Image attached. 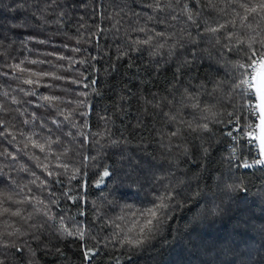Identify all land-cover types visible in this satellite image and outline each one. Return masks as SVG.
Listing matches in <instances>:
<instances>
[{"label": "snow or ice", "instance_id": "snow-or-ice-1", "mask_svg": "<svg viewBox=\"0 0 264 264\" xmlns=\"http://www.w3.org/2000/svg\"><path fill=\"white\" fill-rule=\"evenodd\" d=\"M95 2L93 0L94 5ZM226 2L246 13L242 18L245 22L264 13V0ZM135 3L136 0H132V4ZM0 4H3L0 12L15 13L7 25L0 23V47L4 46V41L15 44L19 30L33 29L19 44L30 56L36 57L0 65V76H12L17 82L14 94L3 93L11 103H0V215L16 218L21 224L11 232H0V264H12L17 257L24 264H37V250L43 246V251H50L49 246L54 241L59 244L68 239L80 249L81 264H93L101 252L111 264L117 249L130 261L158 238L167 243L164 233L182 211L191 213L184 231L210 217H223L226 213L221 205L209 208L199 203L206 199L200 180L212 162L217 135L222 137L220 144L226 140L230 145L227 158L230 170L233 167L235 171L243 168L246 172L264 169V80L257 83L253 79L257 67L264 68V39L249 37L246 46L232 31L234 21L221 24L215 20L213 13L217 6L212 0H144L138 5L141 12L133 11L129 17L128 32L111 44L104 40L103 29L93 31L83 24L82 18H77L81 23L75 35L66 36L67 42L61 45L66 51L54 48L44 53L38 49L47 48L51 37L40 40L35 30H45L49 23L64 24L81 5H85L83 10L87 12L86 0H64V3L60 0H10L9 3L0 0ZM174 4L180 8L179 14H174ZM33 8L35 11L31 10ZM205 9L211 10L206 12ZM141 19L145 21L144 26L134 24ZM60 31L58 27L57 34ZM233 41L237 46H233ZM241 52L244 63L233 65L227 59ZM221 62L232 70L231 83L216 81L207 75L203 83H192L200 80L199 69L205 63L211 68ZM169 67H173L172 78L165 87L158 88L155 81ZM122 68L125 71L121 72ZM102 73L108 75L102 77ZM116 73L132 83L123 84L119 93L113 91V96L120 97L119 108L114 103L102 109V115H97L92 97L103 96L105 90L98 87L101 79ZM213 83L216 88L211 98H217L220 89L230 90L233 99L237 95L240 98V105L227 113V120L205 117L203 122L197 120L193 126L180 119L181 110L189 107L200 110V104L185 101L195 100L193 93L200 89L208 96L206 85ZM133 102L137 105L133 133H141V146L143 133H147L149 146L157 143L162 147L167 153L169 170L160 176L148 172L151 187L155 189L148 205H121L109 190L108 195L113 199L102 196V206L89 199L90 189L102 190L100 186L106 183L105 178L108 180L116 168L106 163L104 146L89 129L104 121L107 131V124L114 123L108 113L118 117L124 106L130 109ZM164 140L168 143L164 144ZM108 143L111 147L123 148L120 141ZM77 155L78 162L72 158ZM121 155L123 166L131 157L123 150ZM190 157H198L199 162ZM181 163H193L201 173L196 174L192 169L184 172L180 169ZM140 167L141 163L136 162L129 168L135 171ZM189 173L192 175L187 180L182 178ZM128 176L140 186L139 175L133 177L129 172ZM21 179L27 182L21 183ZM237 179L239 183L226 186L230 199L232 194L247 192L243 179ZM12 208L16 211H11ZM21 208L32 211L25 215ZM116 208L120 209V214L110 216L109 211ZM125 220L131 227H122ZM109 244L111 249H108ZM204 251L208 253L207 247ZM56 254L63 253L56 248Z\"/></svg>", "mask_w": 264, "mask_h": 264}, {"label": "trees", "instance_id": "trees-1", "mask_svg": "<svg viewBox=\"0 0 264 264\" xmlns=\"http://www.w3.org/2000/svg\"><path fill=\"white\" fill-rule=\"evenodd\" d=\"M9 2L10 0H4V3ZM60 2L64 3V0H60ZM143 2L144 0H136V3L132 4V0H96L94 5L93 0H86L87 12L83 10L85 5H81L76 7L64 24L49 23L47 29L35 30L39 33L37 38L40 40L51 37V44L47 48L40 46L38 51L41 53L50 52L54 48L66 51L61 45L67 42L65 40L66 36L72 37L75 35V29L81 23V20L77 18H82L83 24L92 28L93 31L103 29L104 40L111 44L114 39L119 40L128 32L130 27L128 19L133 11L141 12V7L138 5ZM212 2L217 6L216 11L213 13L215 20L221 24L226 21H234L235 27L232 31L237 39L245 41L246 46L249 37L264 39V13H260L254 20L245 22L242 21V18L246 13L241 8L231 7L226 0H212ZM252 2L254 3L255 0H252ZM0 7H3V4H0ZM173 7L175 8L174 14H179L180 8L175 4ZM31 10L35 11L34 8ZM210 10L205 9L206 12ZM14 15L13 12H0V23L7 25ZM134 24L144 26L145 21L141 19L134 22ZM65 25L67 26L65 27ZM212 26H215V24ZM58 27L61 29L59 34H57ZM149 27H151V23H149ZM32 32L33 29L19 30L15 34L17 41L15 44L10 45L9 41H4V46L0 47V65L15 63L25 57L29 59L36 58L30 56L19 44L20 40L26 39ZM233 46H237L235 41H233ZM28 47L31 48L33 45H28ZM243 54L241 52L239 55L226 58L233 65L236 63L242 64L244 63ZM137 63L139 64L140 61H137ZM173 67L166 68L157 78L155 82L158 88L167 85L168 80L172 78ZM104 68H107V64L104 65ZM125 68H122L121 72L125 71ZM107 75V73L101 74L102 77ZM141 75L143 76V71ZM199 75V81H192L194 85L203 83L205 75L214 78L216 81L223 80L226 83H231L232 70L230 67H225L223 62L220 65H212L211 68L205 63L199 69ZM125 83H132V81L127 80L119 73L111 75L107 79H101L98 87L105 90L103 96L92 97L97 115H102V109L108 108L111 104L115 103L117 108L120 107V97L119 95L113 96V91L119 93L120 87ZM206 87L209 91L208 96L204 95V89H200L199 92L193 93L196 97L195 100L185 101L186 104H200V110L197 111L192 107L181 110L178 114L180 119L192 123L193 126H195L197 120L203 122L205 117H219L222 120H227V113H231L233 107H238L241 103L238 95L233 99L232 92L226 89H220L217 98H211V92L216 88V84H207ZM16 88L17 82L14 81L12 76H0V103L10 104V98L4 97L3 93L14 94L13 90ZM135 90L133 88V91ZM155 90L153 89V91ZM226 92L227 95H225ZM219 97H223V100ZM201 100H203V103H201ZM230 104L233 106L230 107ZM108 115L112 117L114 123L107 124V131L105 130L104 121H99L97 127L90 128L89 131L104 146V154L108 157L106 163L112 164L116 171L108 180L105 178L106 183L100 186L102 190L95 187L90 189L92 195L89 199L103 206L102 196H106L109 200H112L115 196L121 205L127 203L135 207L146 206L151 202L152 193L155 191L151 187L148 172L152 171L157 176L165 174L169 170V164L166 161L167 153L157 143H151V146H149L150 141L147 133H143V146L140 145L141 133H133V126L137 122V105L135 102H133L130 109L125 105L124 110L118 117L112 116L111 112ZM93 119H95V114ZM245 119H248V117L245 116ZM223 126L221 125V127ZM157 127L159 128L161 125H157ZM164 131L167 132V129H164ZM97 133L99 135H96ZM221 139L220 135L216 136L212 151V162L208 164L207 172L201 177L200 183L205 188L206 199H201L199 203L206 204L209 208L221 205L224 207L226 215L221 218L210 217L206 222L194 225L191 229L184 231L183 226L188 223L191 213L186 210L182 211L178 213L176 221L169 226V230L164 233L167 243L162 242L163 238H158L150 246L134 255L130 261L121 254V250L117 249L111 264H117V261L118 264H264V169H250L246 172L243 168L235 171L233 167L230 170L227 159L230 145L227 144L226 140L224 144H220ZM111 140L120 141L123 148L111 147L108 143ZM163 143L167 144L168 141L164 140ZM175 143L180 142L176 141ZM67 146L71 147V145ZM122 150L131 157L123 166L120 164V161L124 158L121 155ZM95 154L93 153V155ZM72 158L77 162L79 160L78 155ZM189 159L199 162L198 157H190ZM136 162H140L141 167L133 171L129 167ZM3 163L6 164L7 161ZM180 169L184 172L192 169V172L196 174L201 173V169L195 168L193 163H181ZM129 172L132 173L133 177L140 176V186L133 183V179L128 176ZM177 174L179 175V173ZM191 175L192 173H189L188 176L182 178L187 180ZM238 177L243 179L244 184L247 186V192L232 194L233 196L230 199V193L226 186L239 183ZM26 182V180L21 179V183ZM194 184L195 181H193ZM109 190L113 196L108 195ZM11 211H16V208H12ZM21 211L26 215L32 209L28 208L25 211L24 208H21ZM72 211L75 213V209ZM117 214H120L119 208H116L115 211H109L110 216H116ZM20 226L21 224L17 222L16 218L0 215V232H11L20 228ZM122 227L127 229L131 227V224L128 220H125L122 222ZM34 247L35 245H33ZM49 247L51 250L47 252L43 251V246L36 251L37 264H81L80 249L71 242V239L59 244L54 241ZM205 247L208 249L207 254L204 251ZM56 248H59L63 254L58 256ZM111 248L112 245L109 244L108 249ZM97 262L109 264L108 257L104 256V252L96 257L93 264H97ZM12 264H24V261L19 260L17 257L12 260Z\"/></svg>", "mask_w": 264, "mask_h": 264}, {"label": "water", "instance_id": "water-1", "mask_svg": "<svg viewBox=\"0 0 264 264\" xmlns=\"http://www.w3.org/2000/svg\"><path fill=\"white\" fill-rule=\"evenodd\" d=\"M256 82L260 83L261 80H264V68H261L259 72H256Z\"/></svg>", "mask_w": 264, "mask_h": 264}, {"label": "built area", "instance_id": "built-area-1", "mask_svg": "<svg viewBox=\"0 0 264 264\" xmlns=\"http://www.w3.org/2000/svg\"><path fill=\"white\" fill-rule=\"evenodd\" d=\"M261 68L258 66L257 67V69H256V71L253 73V79H254V81H256V79H255V77H256V72H259V70H260ZM256 168H254V169H252V170H255Z\"/></svg>", "mask_w": 264, "mask_h": 264}]
</instances>
